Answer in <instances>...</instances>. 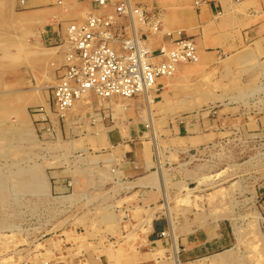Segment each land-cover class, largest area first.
Here are the masks:
<instances>
[{
	"label": "rangeland",
	"instance_id": "1",
	"mask_svg": "<svg viewBox=\"0 0 264 264\" xmlns=\"http://www.w3.org/2000/svg\"><path fill=\"white\" fill-rule=\"evenodd\" d=\"M23 1L0 0V264H178L194 245L181 264H225L221 253L264 264V37L161 80L170 93L153 97V136L135 108L112 110L143 96L53 107L62 56ZM131 153L156 192L115 181ZM207 237L219 250L202 255Z\"/></svg>",
	"mask_w": 264,
	"mask_h": 264
},
{
	"label": "built area",
	"instance_id": "2",
	"mask_svg": "<svg viewBox=\"0 0 264 264\" xmlns=\"http://www.w3.org/2000/svg\"><path fill=\"white\" fill-rule=\"evenodd\" d=\"M91 1L95 12L66 30L63 72L50 97L58 111L89 93L102 99L153 96L160 80L175 75L181 65L200 61L195 39L182 32H167L154 47L153 38L162 31L158 12L131 0ZM261 188L264 193V183Z\"/></svg>",
	"mask_w": 264,
	"mask_h": 264
},
{
	"label": "crops",
	"instance_id": "3",
	"mask_svg": "<svg viewBox=\"0 0 264 264\" xmlns=\"http://www.w3.org/2000/svg\"><path fill=\"white\" fill-rule=\"evenodd\" d=\"M56 1L28 0L29 9L27 13L29 12V14L38 17L39 21H45V25L50 28L45 29L44 36L58 44L47 49H58L56 51L57 54H60V57L62 56L60 59L61 66L57 68V83L63 72L66 52L63 40L66 36L68 25L72 22L84 20V11L90 14L95 12V9L91 0H70L74 7L69 13L64 14L61 12L60 7L56 5ZM58 1V3H62L63 0ZM131 2L160 14L162 31L154 36V47H158L164 42L167 32H182L195 39L200 58L202 59V65H207L211 61V63H216L225 53H235L237 48L242 45L245 37H264V0H131ZM33 10L36 11L34 12ZM67 21L70 22L64 29L63 23ZM191 68V65L182 66L178 75L174 78L172 77L171 86L175 80L182 78L186 74L185 71ZM159 88L160 91L155 92L153 97L159 94L165 100L169 96L170 88L166 87L161 80L159 81ZM187 133L193 135L198 134L199 131L192 130L189 132L187 130ZM130 147L132 150L138 149L134 144H130ZM113 168H115V181H129V185L126 188L139 190L140 193L156 192L155 176L144 175L150 169L149 163H140L134 153H131L130 161L117 163ZM159 168L156 170L159 171L160 181L163 183V175ZM217 242L218 240L215 238H205L201 245L202 255L215 253V251L219 250ZM181 245L183 246V244ZM195 246L198 245L181 248L180 256H177L179 262L188 259L187 255L193 253L194 248L196 249ZM147 257L150 258L151 255H147ZM101 261L102 264H110L115 260L102 257ZM145 261L148 264L150 262L155 264L153 259H146ZM134 264H141V261L137 259Z\"/></svg>",
	"mask_w": 264,
	"mask_h": 264
},
{
	"label": "bare ground",
	"instance_id": "4",
	"mask_svg": "<svg viewBox=\"0 0 264 264\" xmlns=\"http://www.w3.org/2000/svg\"><path fill=\"white\" fill-rule=\"evenodd\" d=\"M21 3H24L23 0H21ZM33 11H36V10H33ZM50 51V50H49ZM52 51V50H51ZM185 65V64H184ZM183 65H181L178 70L176 71L175 75L177 74V72L181 70ZM174 76V75H173ZM172 76V77H173ZM143 98H144V101H143V105L140 104V103H133V102H130V103H123V102H117L115 104H113L112 106V110L115 111L116 113L119 112V111H123L125 108H127L128 106L129 107H132V108H135L136 110H138V112H140V119L143 121L145 119H148L147 121L150 122V129H151V133L152 135L154 136L155 135V127H154V124H153V114H152V110H153V106H154V99H153V96L151 95H143ZM99 100V99H98ZM87 103H92V100H88ZM86 104V102H85ZM128 107V108H129ZM45 109V108H44ZM49 109L52 110L51 108V105L49 103ZM46 110V109H45ZM98 113V112H97ZM120 119V118H119ZM118 119V120H119ZM137 121V120H136ZM262 240L264 242V235L262 236ZM177 252V251H176ZM176 254V253H175ZM176 256V255H175ZM217 260L219 262H222V263H225V264H231L233 262V260L235 259L234 256H232V254L230 253H221L220 255H218L217 257ZM218 261H215L216 263ZM178 264H180L178 262Z\"/></svg>",
	"mask_w": 264,
	"mask_h": 264
}]
</instances>
